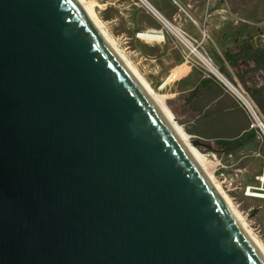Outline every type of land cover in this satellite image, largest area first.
<instances>
[{"label": "water", "instance_id": "95a60500", "mask_svg": "<svg viewBox=\"0 0 264 264\" xmlns=\"http://www.w3.org/2000/svg\"><path fill=\"white\" fill-rule=\"evenodd\" d=\"M0 264H264L82 0H0Z\"/></svg>", "mask_w": 264, "mask_h": 264}, {"label": "rangeland", "instance_id": "374dc122", "mask_svg": "<svg viewBox=\"0 0 264 264\" xmlns=\"http://www.w3.org/2000/svg\"><path fill=\"white\" fill-rule=\"evenodd\" d=\"M85 1L91 4L103 29L155 92L162 105L172 113L175 122L191 141L204 144L194 147L204 156L222 192L264 250V199L249 196L254 192L264 193V182L259 180V177H264V139L250 128V120L240 101L225 89L233 95L234 105L243 112L248 130L246 134H242L236 117L232 115L219 119L213 129L206 128L202 112L198 111L199 106L179 104L181 96L170 99L168 86L179 82V76L166 80L177 68L181 73L185 65L194 69V75L191 81L180 82V89H186L195 82L196 77H215L210 74L208 77L199 66L185 62L175 38L167 31L164 42L147 43L139 39L136 35L145 30V24L157 23L137 0ZM190 3L196 13L206 11L201 19L207 18V21L200 22L201 28L211 26L210 35L214 42H209L208 32L204 48L216 65L215 44L224 37L230 38L236 45L241 42L264 45V0H216L205 8L204 0H190ZM218 107L222 108V105H212L211 110L215 111ZM213 117L216 119L217 116ZM216 136L221 138L217 140ZM219 141L228 144L222 147Z\"/></svg>", "mask_w": 264, "mask_h": 264}, {"label": "crops", "instance_id": "0c3cea01", "mask_svg": "<svg viewBox=\"0 0 264 264\" xmlns=\"http://www.w3.org/2000/svg\"><path fill=\"white\" fill-rule=\"evenodd\" d=\"M137 1L140 3V5H142L146 12H148L156 20L157 23L154 25L151 23L145 24V30L149 28L162 29L164 28L165 24H171L173 26H179L194 37L199 38V28L202 27L200 22L207 21V18L201 19V16L206 11H204V13H196V10L191 9L192 6L190 0H145L152 7V9L156 11L158 17L153 15V13L148 8H146V6H144L140 0ZM214 1L216 0H204V8ZM136 6H138L137 3ZM210 15L208 14V16ZM205 29H207L210 35L211 26H205ZM212 41V36L210 35L209 42ZM241 44L242 42L239 45H236L228 37H224L219 42H217L215 44V50L218 65L215 63V66L219 73H221L229 81L232 87L246 93L236 77L235 67L237 64L235 63L230 65L225 59V54L227 53L231 57V60L234 61L235 55L239 52V47ZM247 44H249L253 49H264V45L262 44L255 45L251 42H247ZM249 66L251 67V64ZM239 67L244 68L242 65ZM181 73H178V78L180 81H175L168 86V90L170 91H168L170 93V99L181 96L180 100H178L179 104H184L187 106L189 105L190 107L191 105L199 106L198 111L200 113L202 112L205 123L204 126L208 129H213V127L216 125L215 122H217L222 117L224 118V116L226 117L227 115H232L236 117V122L239 124L241 132H243L242 134L248 131L243 112L238 109L236 105H234L233 95L226 92L228 89L221 83V81L216 78L213 79L200 76L196 77L195 82L190 84V86H188L186 89H180V82L183 83L191 81L194 75V69L189 65H185ZM255 75V79L258 80L259 84L264 81V71L260 70ZM225 89L227 90L225 91ZM212 105H222V108L218 107V109L214 111L211 110ZM213 116H217L216 119ZM215 138L218 140L221 137L216 136Z\"/></svg>", "mask_w": 264, "mask_h": 264}, {"label": "bare ground", "instance_id": "6f19581e", "mask_svg": "<svg viewBox=\"0 0 264 264\" xmlns=\"http://www.w3.org/2000/svg\"><path fill=\"white\" fill-rule=\"evenodd\" d=\"M85 5L89 8V10L91 11V13L93 14L94 18L96 19L97 23L100 25V27L103 29V27L101 26L100 22L97 20V18L94 15L92 6L89 2L82 0ZM140 2L146 6V8H148L153 15H155L156 17H158V14L156 13V11H154V9H152V7L145 1V0H140ZM176 28L177 26H173L171 24H165L164 28L162 29H154V28H149L147 30L144 31H140L137 33V37L147 43H154V42H164L165 41V32H169L172 33L173 32L176 34ZM104 33L107 35V37L111 40V42L115 45L114 41L108 36V34L106 33V31L103 29ZM115 47L117 48V46L115 45ZM118 49V48H117ZM119 50V49H118ZM120 51V50H119ZM121 54L123 55V57L127 60V62L130 64V66L133 68V70L135 71V73L141 78L142 82L146 85V87L150 90V92L152 93V95L156 98V100L159 102L162 110L164 111V113L166 114V116L169 118V120L171 121V123L174 125V127L176 128L177 132L179 133V135L181 136V138L184 140V142L186 143V145L189 147L190 151L199 159V161L201 162V164L203 165L204 169L209 173V175L212 177V179L214 180V182L216 183V185L218 186V188L220 189V191L222 192L219 184L217 183V181L214 178V175L212 174V172L210 171V169L208 168V164L204 158V156L192 145L190 137L185 133V131L182 129L181 126H179L174 118L172 113L162 105V103L160 102L159 98L157 97V95L155 94V92L150 88V86L147 84V82L142 78V76L138 73V71L132 66V64L128 61V59L125 57V55L122 53V51H120ZM212 72V75L214 77H216L219 81H221V83L223 85L226 86V88L242 103H246V100L244 98V96L242 95V92H240L239 90H237L236 88L232 87V85L229 83V81L221 74L219 73V71L216 69H210ZM178 73V68L175 69L174 71H172L169 75V77L167 78L166 81L173 79L175 77H178L179 74ZM166 81L164 82V85L166 84ZM259 180H261V182H264V177H259ZM261 191V190H260ZM223 193V192H222ZM223 195L225 196L226 200L229 202L227 196L223 193ZM250 197L253 198H258V199H264V193L262 192H254L251 195H249ZM230 204V202H229ZM231 205V204H230ZM232 207V206H231ZM232 209L234 210V208L232 207ZM234 212L236 213V215L238 216V218L241 220V222L244 224V226L247 228V230L249 231V233L252 235V237L255 239V241L257 242L258 245L261 246L260 242L256 239V237L251 233V231L248 229L247 225L244 223V220L241 218V216L239 215V213L234 210ZM262 247V246H261Z\"/></svg>", "mask_w": 264, "mask_h": 264}, {"label": "built area", "instance_id": "2783aa9c", "mask_svg": "<svg viewBox=\"0 0 264 264\" xmlns=\"http://www.w3.org/2000/svg\"><path fill=\"white\" fill-rule=\"evenodd\" d=\"M172 36L175 38L176 46L181 50L185 62L193 63L199 66L207 73L208 77L209 74L212 75L210 69H216L217 71L212 57L204 48V43L208 39L207 29L199 28V38H196L177 26L176 34L173 32ZM240 92H242V95L246 100V103L240 102V104L250 120V128L255 130V132L264 139L263 115L249 96L243 91Z\"/></svg>", "mask_w": 264, "mask_h": 264}, {"label": "trees", "instance_id": "16d2710c", "mask_svg": "<svg viewBox=\"0 0 264 264\" xmlns=\"http://www.w3.org/2000/svg\"><path fill=\"white\" fill-rule=\"evenodd\" d=\"M225 59L230 65L237 64L235 68L238 81L264 117V81L259 84L258 80L255 79L256 73L260 70L264 71V49H253L249 44L242 43L234 61L231 60L227 53L225 54ZM250 64L251 67L249 66ZM240 65L244 68H240ZM218 144L223 147L228 143L219 141Z\"/></svg>", "mask_w": 264, "mask_h": 264}]
</instances>
